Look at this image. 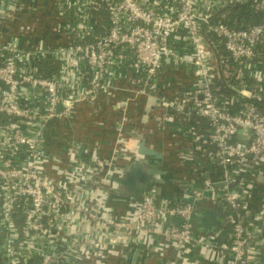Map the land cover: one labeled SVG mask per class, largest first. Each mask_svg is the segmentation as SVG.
Instances as JSON below:
<instances>
[{
  "label": "built area",
  "instance_id": "built-area-1",
  "mask_svg": "<svg viewBox=\"0 0 264 264\" xmlns=\"http://www.w3.org/2000/svg\"><path fill=\"white\" fill-rule=\"evenodd\" d=\"M22 1L0 0V25L15 18ZM47 1L60 19L57 29L73 35L72 45L33 50L0 44V212L11 264H98L121 244L140 245L142 236L161 234V249L144 247L155 264H206L200 257L206 254L210 261L257 264L264 246V191L257 197L264 188V23L234 29L215 21L224 8L251 0ZM252 2L264 12V0ZM98 5L107 16L102 33L95 32L92 13ZM212 33L230 56L216 55ZM180 35L189 44L184 53L174 45ZM166 59L193 68L191 88L162 81ZM46 64L59 71L50 67L45 73ZM123 68L134 73L128 81L132 95L116 103L117 135L102 168L107 183L120 155L139 139L127 124L139 97L153 100L162 125L198 115L207 127L193 132L181 156L193 175L181 181V191L168 198L147 191L118 216L106 206V196L95 195H107L109 187L98 179L101 162L76 165L70 149V173L55 181L52 174L65 169L51 165L45 129L54 119L71 118L78 104L113 95L114 73ZM233 79L237 93H218L220 81ZM242 129L252 130L248 143L239 139ZM198 152L212 167H202ZM207 200L224 204L234 216L223 241L195 228L196 210Z\"/></svg>",
  "mask_w": 264,
  "mask_h": 264
},
{
  "label": "crops",
  "instance_id": "crops-1",
  "mask_svg": "<svg viewBox=\"0 0 264 264\" xmlns=\"http://www.w3.org/2000/svg\"><path fill=\"white\" fill-rule=\"evenodd\" d=\"M59 22L60 19L54 14V8L49 1L23 0L18 6L15 18L10 19V22L6 25L8 37L4 40L8 42L7 44H10V42L23 39L22 44L24 46H38L39 40L28 42L27 39L33 36H38L39 38L40 36L50 35L54 36L48 41L52 43V41L56 40L55 36L57 35L56 32H53V29H57ZM2 24L3 22L0 25V32ZM174 45L182 53L189 50L188 42L186 39L181 38V35L174 40ZM114 75L117 79L118 90L113 95L100 94L95 101L80 103L77 105L71 118L54 119L45 129V143L51 157V165L60 164L65 169L63 175L52 174L56 182L63 180L70 173L69 151L71 149L79 161H77L76 165L80 164L81 166L89 167L95 164L99 165L101 162L99 171L102 173L98 175V179L105 186L106 184L107 186L109 185L107 179L104 178L102 168L103 163H106L110 158L112 144L117 135L116 124L113 125L114 119L116 120L119 115L116 103L122 99L131 97L132 87L128 81L130 77H133L134 73L129 68H123L118 69ZM161 79L164 82L177 81L183 88L189 89L194 83L193 68L177 66L176 62L166 59L163 64ZM152 104L153 100L147 97H139L137 102L132 104L128 111V126L135 128L149 142L162 149L166 157H170V163L173 164L177 178L183 177L185 179L193 177L189 165L185 166L182 164L181 156L191 147L190 136L193 138V132L196 131L198 134H201L206 131V120L201 119L199 121L197 117H193L189 121L182 122L178 118L175 122H166L162 125L157 120V117L162 112L160 110L153 111L151 108ZM177 124L182 126L181 130L177 128ZM179 189V186L176 185L172 192L154 188H149L147 191L153 190L158 198H168V196H175L180 192L181 190ZM263 191L264 188L258 192L257 197ZM101 192L95 190V195L106 196ZM142 194H145V191ZM127 209L122 208L120 212L124 213ZM142 241L143 244L138 246L140 250L145 251L146 245L161 249L166 240L161 234L148 237L142 236ZM48 246L51 247L50 245ZM200 257L207 259L206 264H226L224 261H219L218 257L210 261L208 254L205 256L201 255ZM152 262L155 263L156 259L152 258ZM256 262L257 264H264V246H261L257 251ZM98 264H120V262L113 255H109L106 260L104 259Z\"/></svg>",
  "mask_w": 264,
  "mask_h": 264
},
{
  "label": "water",
  "instance_id": "water-1",
  "mask_svg": "<svg viewBox=\"0 0 264 264\" xmlns=\"http://www.w3.org/2000/svg\"><path fill=\"white\" fill-rule=\"evenodd\" d=\"M16 14V12H15ZM10 22V18H6L2 24V33L0 35V44H7L5 41L8 36L6 25ZM56 32V40L52 43L48 42L54 36H33L27 39L28 42L39 40L38 46H24L23 39L16 42H10L21 49H49L62 46L72 45L73 35L59 29H53ZM55 35V34H54ZM61 104L58 110H61ZM130 124V123H129ZM137 130L134 129V132ZM252 130H240L239 139L244 143H248L249 135ZM139 139L133 150L122 153L121 160L115 165L112 170V177L109 182L108 192L105 198V204L113 210L118 216L124 213L120 212L122 208L127 206L142 192H146L149 188L162 189L167 192H172L176 185L181 190L182 178L176 177V171L171 164L170 157H166L162 149H159L148 139L139 133ZM168 159V160H167ZM179 193V192H178ZM169 197V196H168ZM234 221V216L228 215L226 206L216 201H205L196 210L195 228L198 233L204 234L213 241L225 240L223 234L229 224ZM4 228L2 215L0 212V230ZM113 257L118 259L120 264H153L152 257L146 251L140 250L136 243H130L116 247L112 253ZM2 264H11V261L6 254ZM155 264V263H154Z\"/></svg>",
  "mask_w": 264,
  "mask_h": 264
},
{
  "label": "trees",
  "instance_id": "trees-1",
  "mask_svg": "<svg viewBox=\"0 0 264 264\" xmlns=\"http://www.w3.org/2000/svg\"><path fill=\"white\" fill-rule=\"evenodd\" d=\"M92 13L95 16L94 19H96L94 20L95 32L96 33L105 32L106 29L102 25V23H104V20L107 19L104 8L100 5L94 6V8L92 9ZM103 16L105 18L100 19ZM215 21L226 23L227 25H229L231 28H234V29H247L249 28V26H252V25L263 24L264 23V12L257 10L251 0V1H247L240 5L229 6L227 8H224L223 10L219 11L217 16L215 17ZM209 37L211 41L214 42L213 45L216 48L217 56H230L229 52L226 51L224 45L219 41L218 38L214 36L213 33ZM50 67L53 68L52 70L54 72L59 71V66H51L47 64L44 66L43 71L46 73L47 70L50 69ZM231 83L236 84L238 83V80L233 79L230 82H226L225 80L220 81L218 83V85L220 86L218 93H222L226 95H234L235 93H237L231 88L230 86ZM193 117H197L199 121L202 119L198 115H194ZM179 120L182 122L185 121L184 116L183 115L180 116ZM195 158L198 160V162L200 161L204 169H209L210 167H212V164H214L213 162H211L210 159L206 157V155H203L200 152L197 153V156Z\"/></svg>",
  "mask_w": 264,
  "mask_h": 264
},
{
  "label": "flooded vegetation",
  "instance_id": "flooded-vegetation-1",
  "mask_svg": "<svg viewBox=\"0 0 264 264\" xmlns=\"http://www.w3.org/2000/svg\"><path fill=\"white\" fill-rule=\"evenodd\" d=\"M8 243V233L3 228L0 230V264H2L3 258H6Z\"/></svg>",
  "mask_w": 264,
  "mask_h": 264
},
{
  "label": "rangeland",
  "instance_id": "rangeland-1",
  "mask_svg": "<svg viewBox=\"0 0 264 264\" xmlns=\"http://www.w3.org/2000/svg\"><path fill=\"white\" fill-rule=\"evenodd\" d=\"M119 115H118V117L116 118V120L114 119V122H113V125H115V124H117V122L119 121Z\"/></svg>",
  "mask_w": 264,
  "mask_h": 264
}]
</instances>
